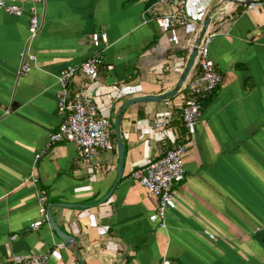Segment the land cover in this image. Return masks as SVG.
Listing matches in <instances>:
<instances>
[{
	"label": "crops",
	"instance_id": "0c3cea01",
	"mask_svg": "<svg viewBox=\"0 0 264 264\" xmlns=\"http://www.w3.org/2000/svg\"><path fill=\"white\" fill-rule=\"evenodd\" d=\"M246 1L185 0L188 23L177 27V45L153 20L155 0H22L21 16L0 9V264L33 255L48 256V264H159L163 257L172 264H264V0ZM33 12L40 24L30 37ZM208 13L215 33L209 54L221 80L203 101L185 177L174 185L176 206L160 227L149 219L157 198L130 173L185 140L183 89L124 108L122 174L114 185L115 138L113 150H99L98 164L85 167L73 143H48L63 119L58 75L91 56L90 34L105 31L100 78L89 93L113 126L129 99L175 86L190 53L186 42L194 43ZM26 54L34 60L20 73ZM80 82L76 75L74 88ZM41 194L46 203L86 205L50 208L71 241L62 242L48 220L31 227L41 219Z\"/></svg>",
	"mask_w": 264,
	"mask_h": 264
},
{
	"label": "built area",
	"instance_id": "2783aa9c",
	"mask_svg": "<svg viewBox=\"0 0 264 264\" xmlns=\"http://www.w3.org/2000/svg\"><path fill=\"white\" fill-rule=\"evenodd\" d=\"M249 7L254 9L256 4L252 2ZM0 9L9 15L21 16L22 0H0ZM150 9L160 31L169 34L168 39L171 44H179L176 29L188 23L185 15V0H155ZM39 24L38 15L35 12L31 13L28 27L30 37L37 33ZM214 35L215 33L208 29L202 37L193 65L197 67L198 74L188 79L187 83L181 87L184 93L181 96L182 103L179 109L180 118L186 130L185 140L176 142L163 155L130 173L132 179L157 198L156 209L149 219L157 222L160 227L165 226L166 212L176 206L174 185L181 183L185 177L184 154L188 138L194 133L201 115L203 101L214 93L221 80V75L209 54V44ZM90 41L94 48L91 56L78 65L65 66L58 75L57 105L63 119L58 128L50 132L48 138L49 144L73 143L84 167L98 164L99 150L111 151L114 147L111 139L112 123L107 116L98 113L97 105L89 93L92 85L100 78V67L103 65L102 48L107 42L106 32H92ZM186 45L192 47L193 43L187 40ZM32 60L34 55H25L20 66V73L30 70ZM76 75L81 79L78 88L73 86V78ZM39 156V153L36 154V157ZM32 182L37 183L38 179L33 177ZM38 201L41 219L32 223L31 227L47 221L46 197L41 194ZM22 264H48V256L33 255L25 259ZM159 264L172 263L167 257H163Z\"/></svg>",
	"mask_w": 264,
	"mask_h": 264
},
{
	"label": "water",
	"instance_id": "95a60500",
	"mask_svg": "<svg viewBox=\"0 0 264 264\" xmlns=\"http://www.w3.org/2000/svg\"><path fill=\"white\" fill-rule=\"evenodd\" d=\"M250 0H247L246 2H249ZM211 13H208L206 15V17L203 20L202 23V27L199 30L198 34L195 37L193 46L190 49V53L189 56L187 58V61L184 65L183 71L179 77V79L177 80L175 86L162 93L159 95H153V96H138V97H134L132 99H129L127 102H125L123 104V106L120 109V113L116 116L114 123H113V132L115 135V140H116V146H117V155H118V162H117V166H116V178H115V183L114 185H116V183L120 180L121 174H122V164H123V155H124V146L122 144L121 138H120V133H119V121L120 118L122 116L123 110L124 108L131 103L134 102H138V101H161V100H165L168 99L172 96H174L182 87L183 83L186 81L187 77L189 76L190 71L193 68L194 65V61H195V57L197 54V48H198V44L200 43L202 37L204 36V34L206 33V31L208 30V26H209V22H210V16ZM113 185V186H114ZM112 188L108 190V192L103 195V197L96 203H101L104 200L107 199V197L109 196V194L111 193ZM53 205H60V206H66V207H86V205L83 204H78V203H46L45 207H46V213H47V220L49 222V225L51 227V229L53 230V232L55 233V235L64 243H67L69 241H71L74 237L69 235L66 231H64L54 220L51 210L50 208Z\"/></svg>",
	"mask_w": 264,
	"mask_h": 264
},
{
	"label": "trees",
	"instance_id": "16d2710c",
	"mask_svg": "<svg viewBox=\"0 0 264 264\" xmlns=\"http://www.w3.org/2000/svg\"><path fill=\"white\" fill-rule=\"evenodd\" d=\"M197 74H198V69H197V67L195 66V73H194L193 76H195V75H197ZM214 92H215V91H214ZM183 126H184V125H183ZM184 128H185V127H184ZM180 137H183V134L180 135ZM114 138H115V135H114V133H113V131H112V133H111V139H112V142H113ZM180 141H183V139L180 138Z\"/></svg>",
	"mask_w": 264,
	"mask_h": 264
}]
</instances>
